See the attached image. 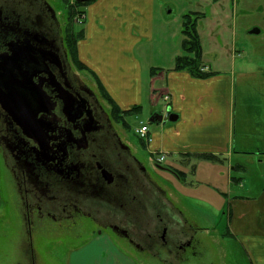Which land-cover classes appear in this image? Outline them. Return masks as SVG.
<instances>
[{
	"label": "flooded vegetation",
	"instance_id": "1",
	"mask_svg": "<svg viewBox=\"0 0 264 264\" xmlns=\"http://www.w3.org/2000/svg\"><path fill=\"white\" fill-rule=\"evenodd\" d=\"M94 1L75 5L86 8ZM245 1L246 10L253 0ZM57 13L64 15L50 0H0V160L18 194L22 264H38L35 231L40 224L76 228L83 219L102 222L101 210L120 219L100 225L96 237L106 235L103 244L121 240L143 249L121 224L150 219L147 212L156 203L163 207L166 173L175 171L155 159L149 142L136 136L128 122V128L117 122L109 102L98 94V82L97 92L82 78L86 71L78 70L70 43L75 23L84 26L86 12L84 20L78 17L74 23L72 14L60 21ZM262 31L256 26L249 33ZM163 89L154 88V95ZM155 98L147 107L149 115L166 114V103L159 95ZM149 185L155 189L153 197ZM162 215L154 218L166 223ZM161 232L170 246L168 227ZM196 244L189 240L182 248L194 250Z\"/></svg>",
	"mask_w": 264,
	"mask_h": 264
},
{
	"label": "crops",
	"instance_id": "2",
	"mask_svg": "<svg viewBox=\"0 0 264 264\" xmlns=\"http://www.w3.org/2000/svg\"><path fill=\"white\" fill-rule=\"evenodd\" d=\"M165 4L162 0H95L85 8L79 59L122 109L144 104L141 115L147 121L152 111L147 107L155 102L153 89H165L172 113L179 118L152 129L149 125L148 150L166 153V166L175 170L166 173L168 182L163 189L183 217L181 223L203 228L201 231L221 242L232 240L236 247L225 245L221 254L230 260L222 264H235L232 255H239L243 264H264V97L259 90L249 119L238 122L232 103L235 72L219 71L202 80L187 72L165 70L152 81V68L163 67V58L156 60L152 50H144L142 57L135 58L131 48L140 38L154 39L156 26L164 19ZM158 81L162 84L157 86ZM189 171L194 176L203 173L202 182L213 185H193ZM225 204L228 206L223 207ZM222 207L226 215L223 232L217 226L223 217L217 220L215 216ZM84 250L76 256L80 258L77 264H138L132 252L128 254L118 245L111 250ZM199 250L181 251L180 258L184 259L180 263L194 264L193 258H203L202 252L208 254V249Z\"/></svg>",
	"mask_w": 264,
	"mask_h": 264
},
{
	"label": "rangeland",
	"instance_id": "3",
	"mask_svg": "<svg viewBox=\"0 0 264 264\" xmlns=\"http://www.w3.org/2000/svg\"><path fill=\"white\" fill-rule=\"evenodd\" d=\"M50 1L64 14L60 16L57 13L60 21L61 18H63L62 20H68L66 14L70 13L72 14L70 22L74 23L75 19L81 15L80 12L78 14L77 12L85 8L82 5H75L77 3L75 0ZM162 1L168 3L165 4V12L162 14L164 19H161L157 24L154 39L148 40L145 37L140 38L136 46L131 48L134 57H142L144 50L145 52L152 50L154 52L153 57L156 60L160 61V57L163 58L164 62H161L163 67H170L180 52L181 43L184 38L181 34L182 27L184 29V26H182L183 15L192 14L193 19L199 15L203 16L199 20L198 28L200 29L204 50V61L210 69L215 71L231 73L233 75L235 72L236 79L233 81L234 92H232V103L235 106V112L233 114L238 122L248 120V115L251 114L252 110L250 106L255 104L259 90L264 97V4L262 0H253L250 3V7H247L246 10L242 8L244 7L243 4L245 5V0ZM166 9L168 10L166 11ZM170 11L172 13H169ZM166 18L171 19L168 20ZM256 26L262 28L261 35L249 33V30ZM75 27L77 31H80L83 25L82 23H75ZM146 63L149 62L146 60ZM78 70H80L79 67ZM127 70H124V73H127ZM81 75L98 92L99 88L95 77L89 72H83ZM160 84L162 82L158 81L157 85ZM146 87L147 79H144V89ZM255 88V101L254 103H248L245 100L246 96L248 92ZM98 94L100 96L102 95L100 92ZM103 103L106 105L105 101ZM109 108L107 106L108 110L111 109ZM126 120H128L127 122L131 126L132 132H135L136 136L139 137L136 129L140 127L142 120L147 119L139 114L129 116ZM153 125L150 124V129L156 128V125ZM117 129L122 131V127L120 126H117ZM138 137L136 141H139ZM134 142L132 141V144L135 146ZM138 153L140 154V152ZM152 154L158 161L160 158L159 153L152 152ZM201 178H205L203 173L194 176L189 171V179L193 185L201 184L203 188H208V186L213 185L211 182L203 183ZM250 183L251 180L248 186H250ZM149 186L148 193H151V197H153V190L155 191V189L151 185ZM138 192L137 196L141 195L142 199L145 200L142 193L140 191ZM5 197L9 201V209L3 205L6 203ZM162 200L163 207L157 203L154 208L149 207L147 214L150 215V219H138L121 224L122 226H128L129 235L135 242L141 243L140 246L143 249L133 248L131 245L127 246L121 240L110 245L103 244L102 241L107 239V236L99 235L101 237H96L100 225H107L111 222L120 223V219L114 218L115 216L113 215H107L104 210H101V213L98 214L102 217V222L83 219L76 225V228L73 226L74 229L72 227L59 229L55 224L49 226H46L44 223L40 224L35 231L36 236L38 235L35 241L38 251L37 263L69 264L70 262V264H77L80 258L76 259V256L79 253L85 252L86 250L84 248L88 250L90 247H101L106 250H111L113 246L118 245L126 253L130 254L132 252L135 258L134 260L138 264H141V262L156 264L161 263L160 260L162 261L161 264H184L180 263L182 261L181 259H184V257L180 258L181 251L188 250L182 248V246L189 240L197 243L194 250H199L200 248L199 251L202 252L208 249V254L202 252V255H200L203 258H193L194 264H209L210 260L211 263L215 262V264H222L224 261L229 262L230 259L228 256L222 255L221 252L225 250V245L232 248L236 247L232 240L228 242L225 239L224 242H221L219 239L212 238L213 235L201 231L203 228H200V230L197 227L193 228L190 222L186 223L184 221L181 223L182 220L180 217L182 216L179 210L175 208L173 201L167 196H164ZM205 200L207 202L212 201L209 197H205ZM224 206H228V204ZM223 207L221 211H217L215 214L217 220L223 217V221L217 223V226L222 229V232L226 226V215L223 213ZM18 209V194L14 186L13 177L9 169L3 164L1 165L0 160V264H22L21 261H23L21 260L22 256L19 251L21 250L20 241L23 239L20 221L23 223V219H20ZM161 211L163 214L162 218L166 220V223L164 221L163 223L159 222L157 216H155L156 219L154 218V214L161 213ZM96 217L99 219L98 216ZM131 219L133 220L134 218ZM176 220L180 222L175 224ZM149 221L151 222V226L148 224ZM219 223L222 224L219 225ZM164 226L168 227L167 238L170 239V246L164 244L161 237V229ZM149 242L151 243L148 244ZM227 258L228 261H226ZM232 261L235 264L242 263L239 261V255H232Z\"/></svg>",
	"mask_w": 264,
	"mask_h": 264
},
{
	"label": "trees",
	"instance_id": "4",
	"mask_svg": "<svg viewBox=\"0 0 264 264\" xmlns=\"http://www.w3.org/2000/svg\"><path fill=\"white\" fill-rule=\"evenodd\" d=\"M79 5H82V4H79ZM80 12L81 14L85 13L84 10ZM201 17L203 16L199 15L193 19L192 14L183 15L182 26H184V29L182 27L183 29L182 35L184 36V38L181 43V47H183L184 49L183 53L178 54L175 57L174 61L172 62V65L168 69L163 68V67H153L152 68L153 71L151 73L152 81L157 79L158 75H160L165 70L175 71V72H187L193 78L202 79V80L208 79L216 75L219 72V71L210 69L209 66H207L206 62L204 61V50H203L202 41H201L200 29L198 28V23ZM83 36H84V29L82 28L80 31H77V33L75 34V37L71 40L70 47H71V53L73 55L74 61L76 62L77 66L79 67L81 71L89 72L91 75L95 77V79L98 82L101 94L109 102V104L112 107L111 112L115 114V118L117 122H119L120 124H123L125 128H128L129 125L127 123L126 118L132 115L141 114L142 107L133 106L129 109H122L119 106V104L114 100V98L108 93L105 86L99 80L97 75L80 61L79 41L83 38ZM164 91L165 89H163L162 93L156 94V95H154V91H153V100L155 97H157V95H159V97H161L162 99L168 96V93L166 94L164 93ZM250 92L252 93L249 95ZM250 92H248V95L246 96L245 100H247L248 102H254L256 88L251 90Z\"/></svg>",
	"mask_w": 264,
	"mask_h": 264
},
{
	"label": "water",
	"instance_id": "5",
	"mask_svg": "<svg viewBox=\"0 0 264 264\" xmlns=\"http://www.w3.org/2000/svg\"><path fill=\"white\" fill-rule=\"evenodd\" d=\"M91 0H76L78 3L89 2ZM170 110V109H169ZM179 116L171 113L168 118H165L164 114L155 113L149 118V122L152 124H166L167 122H176Z\"/></svg>",
	"mask_w": 264,
	"mask_h": 264
},
{
	"label": "built area",
	"instance_id": "6",
	"mask_svg": "<svg viewBox=\"0 0 264 264\" xmlns=\"http://www.w3.org/2000/svg\"><path fill=\"white\" fill-rule=\"evenodd\" d=\"M147 131L148 128L146 126H142L140 129L137 130V133L142 137V138H147ZM164 160V156L160 157V161Z\"/></svg>",
	"mask_w": 264,
	"mask_h": 264
}]
</instances>
